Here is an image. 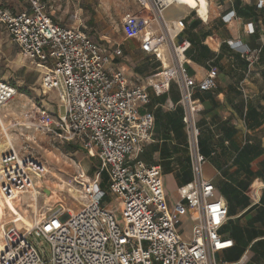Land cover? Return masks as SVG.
I'll return each mask as SVG.
<instances>
[{
  "label": "built area",
  "instance_id": "built-area-1",
  "mask_svg": "<svg viewBox=\"0 0 264 264\" xmlns=\"http://www.w3.org/2000/svg\"><path fill=\"white\" fill-rule=\"evenodd\" d=\"M20 1L25 7L13 11L0 0V28L23 57L40 68V93L54 92L57 99L53 113L31 104V112L40 116L30 114L31 126L77 143L96 156L98 166L90 180L80 182L85 200L78 207L70 209L60 203L40 209L37 200L45 191L41 183L47 166L13 148L2 152L0 193L17 202L31 195L27 216L32 224L7 225L0 264H225L216 263L213 254L232 246V240L219 233L228 218L227 205L216 196L212 181L201 175L206 157L200 151L196 124L201 104L194 98L195 91L216 87L218 71L209 67L201 80L189 74L190 42L177 38L184 20L170 25L163 16L172 5L183 4L179 0H133L147 15H123L125 36H140L141 50L159 62L142 85L129 82L121 69L110 68L122 55L119 46L94 39L80 25L59 24L41 0ZM256 5L264 9V0ZM150 24L157 31L148 29ZM246 31L253 32L252 26ZM240 51L249 67L260 52ZM172 82L179 88V103L184 108L182 121L193 179L177 189L179 199L169 206L159 166L146 164L138 154L153 139L154 115L146 108L147 87L160 95ZM16 93L14 84L0 79L1 120L2 108ZM105 197L112 207L104 204ZM113 208L119 210L120 223L114 219ZM187 213L196 220L189 239H184L178 228ZM34 239H39L37 244Z\"/></svg>",
  "mask_w": 264,
  "mask_h": 264
},
{
  "label": "crops",
  "instance_id": "crops-1",
  "mask_svg": "<svg viewBox=\"0 0 264 264\" xmlns=\"http://www.w3.org/2000/svg\"><path fill=\"white\" fill-rule=\"evenodd\" d=\"M130 1V9L117 12L119 36L105 33L102 39L122 50L110 68L121 69L131 83L146 85L159 62L141 50L140 36H125L121 21L126 12L147 15ZM207 1L205 19L180 5L176 12L166 9L163 16L170 25L184 20L177 38L190 42L189 74L201 80L209 67L218 71L215 88L194 92L201 104L196 115L200 151L206 157L201 175L212 181L216 196L227 205L228 218L219 233L232 240V246L215 252L213 259L225 264H264V9L256 5L258 0ZM1 2L13 11L25 7L20 0ZM249 25L253 32L246 31ZM147 28L157 31L154 24ZM244 48L260 51L251 67L241 54ZM147 91L146 108L154 115L153 139L143 145L138 158L159 166L168 204L173 206L179 199L177 189L193 179L182 121L184 108L175 82L164 94H156L151 87ZM1 114L5 119L3 108ZM183 217L191 230L196 216L187 213Z\"/></svg>",
  "mask_w": 264,
  "mask_h": 264
},
{
  "label": "rangeland",
  "instance_id": "rangeland-1",
  "mask_svg": "<svg viewBox=\"0 0 264 264\" xmlns=\"http://www.w3.org/2000/svg\"><path fill=\"white\" fill-rule=\"evenodd\" d=\"M41 1L47 4L46 11L54 21L65 26L80 25L93 38L102 42H105L102 39L105 33L114 37L119 36L117 30L120 27V19L117 12L123 13L132 7L130 0ZM179 8L180 6L175 4L170 10L176 12ZM40 76V68L24 58L19 48L10 41L5 29L0 28V79L11 82L17 88L15 97L3 108L7 116L2 119L3 126L0 122V145L5 147L8 133L12 146L7 145L4 151L14 148L21 154L37 158L47 166L48 173L41 183L45 191L44 194H40L37 207L42 209L61 203L70 209H75L82 200H85L80 195L82 190L80 182L91 179L98 160L77 143L59 140L45 129L31 126L33 119L30 114L39 116L31 112V104L41 105L53 113L57 102L54 92L45 95L40 93ZM24 105L27 106L26 109ZM104 204L108 207L113 205L109 203L108 197L104 198ZM14 206L12 213L20 227L23 226L22 224H31L27 216L31 212V195H27L21 202L16 201ZM112 211L114 219L120 223L119 210L113 208ZM181 221L179 233L183 238L189 239V221L185 217L183 220L181 218ZM6 227V224L0 226V245ZM36 241L39 239H34L35 244Z\"/></svg>",
  "mask_w": 264,
  "mask_h": 264
},
{
  "label": "bare ground",
  "instance_id": "bare-ground-1",
  "mask_svg": "<svg viewBox=\"0 0 264 264\" xmlns=\"http://www.w3.org/2000/svg\"><path fill=\"white\" fill-rule=\"evenodd\" d=\"M179 1L183 4L180 6H185V7H188L189 9L191 8V9L196 10L197 14L204 19L207 17V11H208V1L207 0H179ZM0 122H1V125L3 126L1 119H0ZM6 138H7V142H6L7 144L5 143L6 144L5 147L7 145L12 146V140L8 133L6 135ZM5 147L3 145H0V155H1V151L3 152L6 149ZM53 193H54L53 195H55V192ZM15 204H16L15 200H12L8 197H3L0 193V226H4L5 224L6 225L11 224L18 228H22L20 227V224L16 221L15 216L12 213V211L15 209V206H14ZM1 248H2V245H0V250Z\"/></svg>",
  "mask_w": 264,
  "mask_h": 264
},
{
  "label": "trees",
  "instance_id": "trees-1",
  "mask_svg": "<svg viewBox=\"0 0 264 264\" xmlns=\"http://www.w3.org/2000/svg\"><path fill=\"white\" fill-rule=\"evenodd\" d=\"M103 187H104V185H103Z\"/></svg>",
  "mask_w": 264,
  "mask_h": 264
}]
</instances>
